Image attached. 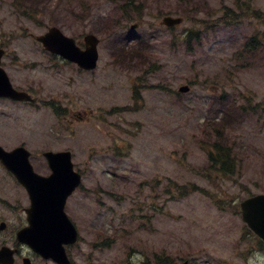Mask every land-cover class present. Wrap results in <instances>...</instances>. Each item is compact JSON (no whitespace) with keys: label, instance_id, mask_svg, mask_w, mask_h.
Returning <instances> with one entry per match:
<instances>
[{"label":"rangeland","instance_id":"1","mask_svg":"<svg viewBox=\"0 0 264 264\" xmlns=\"http://www.w3.org/2000/svg\"><path fill=\"white\" fill-rule=\"evenodd\" d=\"M15 1L0 0L2 66L38 103L0 100V145L25 146L44 176V152H72L84 174L66 209L80 233L68 248L77 264H155L163 254L174 264H264V246L240 214L243 200L264 194V48L253 58L239 54L255 35L264 46V18L226 19L239 12L237 3L264 13V0H138L143 6L129 15L107 0ZM168 14L183 17V25L160 28ZM53 26L82 47L85 35H96L98 70L82 72L28 37ZM187 30L199 34L192 49ZM184 85L191 91L179 94ZM50 102L65 110L62 117ZM227 113L225 135L239 165L223 176L210 170L204 148H211L208 122ZM190 184L213 196L180 198L177 185ZM29 204L0 165V223L8 225L0 247L27 225Z\"/></svg>","mask_w":264,"mask_h":264},{"label":"water","instance_id":"2","mask_svg":"<svg viewBox=\"0 0 264 264\" xmlns=\"http://www.w3.org/2000/svg\"><path fill=\"white\" fill-rule=\"evenodd\" d=\"M181 23V18L166 17L161 25L174 27ZM34 38L51 53L60 55L83 69L93 70L97 67L99 40L94 35L85 37V50L80 49L74 39L66 37L57 27L49 28L46 34ZM3 55L4 51L0 50V63ZM181 91H188V87L181 88ZM0 97L33 102L28 94L13 88L1 67ZM29 156L30 153L24 148L6 152L0 147V161L26 188L32 202L31 208L26 210L29 227L18 233V240L45 258L55 259L60 264H70L64 245L74 244L78 233L64 209L68 198L80 185L81 176L74 172L70 152L45 154L52 169L49 177H41L34 172ZM241 207L244 221L264 240V195L244 201ZM3 229L4 224L0 226V230ZM0 263L12 264V253L8 249L4 248L0 252Z\"/></svg>","mask_w":264,"mask_h":264},{"label":"trees","instance_id":"3","mask_svg":"<svg viewBox=\"0 0 264 264\" xmlns=\"http://www.w3.org/2000/svg\"><path fill=\"white\" fill-rule=\"evenodd\" d=\"M112 1H116V0H112ZM226 19H228L227 21L236 20L234 16L228 14L226 15ZM258 44H259V40H257V38H254L251 45H249V47H251V51L255 50ZM228 122L229 120L226 119L222 125L218 123L215 124L213 123L212 127L214 129L213 131L215 133V136L210 131L208 133L210 140L209 143H212L211 146L212 149L209 150L208 152L209 168L210 170L216 173H220L223 176L235 174L237 166L239 164V160H237L238 158L235 154V150L229 144L230 139L228 138V136L225 135L226 125H229L227 124ZM198 192L204 195H209L210 197L213 196L212 194H210V192H207L205 189L203 190L201 188H198V186L193 184L187 186H178V194L180 197H187L193 193H198ZM216 204L220 206L221 204H223L224 206L223 205L221 206L222 209H224V207L229 206L226 205L227 203H225V200L222 199L219 200L218 202L216 201ZM162 264H171V263H169L168 259H163Z\"/></svg>","mask_w":264,"mask_h":264},{"label":"flooded vegetation","instance_id":"4","mask_svg":"<svg viewBox=\"0 0 264 264\" xmlns=\"http://www.w3.org/2000/svg\"><path fill=\"white\" fill-rule=\"evenodd\" d=\"M80 116H81L80 119H83V116L82 115ZM14 249L16 250V254H15L16 264H24L25 259H29L31 261V264H56L53 261L45 260L44 258L37 255L36 253H34L32 250L28 248L19 247L15 245ZM73 264L75 263L73 262Z\"/></svg>","mask_w":264,"mask_h":264}]
</instances>
